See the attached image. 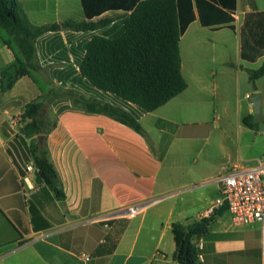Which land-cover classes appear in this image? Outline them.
<instances>
[{
    "label": "crops",
    "instance_id": "0c3cea01",
    "mask_svg": "<svg viewBox=\"0 0 264 264\" xmlns=\"http://www.w3.org/2000/svg\"><path fill=\"white\" fill-rule=\"evenodd\" d=\"M19 1L35 25L84 21L85 7L94 21L113 19L94 31L45 33L36 41L37 56L55 85L129 111L145 135L69 99H56L49 113L57 126L44 134V144L62 184L58 197L37 169L27 171L36 141L22 134L19 122H11L49 89L45 77L25 76L10 91L0 92V264H179L173 224L205 218L211 219L207 231L193 238L199 264H264L260 223L237 225L223 206L207 213L219 197L214 179L234 165L252 166L264 155V76L250 80V71L260 68L264 56L243 59L240 36L245 15L264 11V0H237L236 9L227 11L234 16L232 23L216 13L204 16L202 23L196 12L180 40L187 89L154 112L96 88L80 70L90 40L124 34L129 9L140 0ZM1 41L0 84L2 73L16 61ZM255 92L263 95L258 121L250 101ZM207 117L214 120L206 128L183 131ZM246 117H253L248 122L256 128L244 122ZM213 134L219 154L211 172L173 181L176 155L184 154L176 149V139L197 138L207 145ZM132 206L139 211L128 216Z\"/></svg>",
    "mask_w": 264,
    "mask_h": 264
},
{
    "label": "trees",
    "instance_id": "16d2710c",
    "mask_svg": "<svg viewBox=\"0 0 264 264\" xmlns=\"http://www.w3.org/2000/svg\"><path fill=\"white\" fill-rule=\"evenodd\" d=\"M140 0L129 9L125 32L111 39L94 36L81 63L82 75L96 88L115 94L147 112H154L187 89L188 83L181 71L180 40L188 26L196 19V12L204 23V16L215 17L226 23L235 21L227 11L236 9L237 0ZM84 2V0H83ZM227 8V9H225ZM87 19L67 20L44 25L33 24L19 0H0V37L15 55V63L2 73L0 92L10 91L25 76L37 81L41 73L49 85L38 99L28 103L18 116L21 132L36 143L31 148L38 175L58 197L63 196L57 171L49 160L46 144L40 145L38 136L48 134L57 126L49 113L52 103L59 98L69 99L74 106L87 112L107 115L145 135L139 120L129 111L98 99L85 96L74 89L54 84L48 67L39 62L37 39L48 32L60 30L94 31L109 25L112 18L92 20L85 7ZM234 29V26H231ZM7 36H2V32ZM241 56L256 61L264 56V11L245 15L240 29ZM264 76V62L250 71L252 83ZM244 122L251 128L256 124ZM223 208H227L223 206ZM211 219H194L187 224L174 223V259L179 264H199V249L193 238L204 234Z\"/></svg>",
    "mask_w": 264,
    "mask_h": 264
},
{
    "label": "built area",
    "instance_id": "2783aa9c",
    "mask_svg": "<svg viewBox=\"0 0 264 264\" xmlns=\"http://www.w3.org/2000/svg\"><path fill=\"white\" fill-rule=\"evenodd\" d=\"M18 123V119H11ZM34 162L27 165V171L36 170ZM214 181L219 185L220 196L209 207L207 213L226 206L237 225L258 222L261 225V251L264 258V155L252 166H237L220 173ZM137 206L127 208V215H136ZM85 260H89L85 256Z\"/></svg>",
    "mask_w": 264,
    "mask_h": 264
},
{
    "label": "rangeland",
    "instance_id": "374dc122",
    "mask_svg": "<svg viewBox=\"0 0 264 264\" xmlns=\"http://www.w3.org/2000/svg\"><path fill=\"white\" fill-rule=\"evenodd\" d=\"M2 36H7L6 32L3 31ZM1 42L2 41L0 38V44H2ZM212 120L214 119H209V117H207L205 118V121H196L197 123H193L191 126L184 127L183 131H195L196 129L206 128L208 125H210ZM216 140V134L211 136V139L208 141L207 145L204 144V140H199L197 138L182 141V139L178 137L175 141V147L176 149L177 147H181V149L184 151V154L176 155L177 167L173 170V181H187L188 178L189 180H193L198 178V176H203L207 173H210L211 169L213 168L212 162L216 159V157H218L219 154V152L217 153L215 151ZM207 187H209L208 189L211 188L210 186ZM212 192L213 191L208 190L206 196L208 198H212ZM218 196H220V192Z\"/></svg>",
    "mask_w": 264,
    "mask_h": 264
},
{
    "label": "water",
    "instance_id": "95a60500",
    "mask_svg": "<svg viewBox=\"0 0 264 264\" xmlns=\"http://www.w3.org/2000/svg\"><path fill=\"white\" fill-rule=\"evenodd\" d=\"M251 103L255 106L256 113H255V120H261L263 118V95L259 92H255L250 96ZM45 136L40 135L38 136V142L40 145L44 144ZM154 202V201H153ZM153 202L146 203V205H150ZM120 213H112L110 216L119 215Z\"/></svg>",
    "mask_w": 264,
    "mask_h": 264
}]
</instances>
